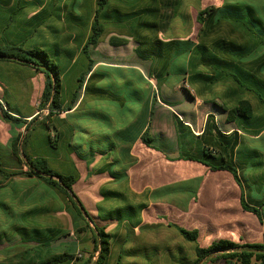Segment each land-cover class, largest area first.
Segmentation results:
<instances>
[{"label": "crops", "instance_id": "obj_1", "mask_svg": "<svg viewBox=\"0 0 264 264\" xmlns=\"http://www.w3.org/2000/svg\"><path fill=\"white\" fill-rule=\"evenodd\" d=\"M38 1L39 5H30L24 10V16L29 20L37 18L46 8V0ZM59 2L62 5L60 13L64 14L69 10V2L67 0ZM225 2L231 1L214 0L212 5L222 6ZM186 4L187 2H183L179 7V0L175 14L169 7V22L166 30L160 33L162 37L170 29L175 16L181 24L176 23L174 26L180 27L181 30L189 28V22L184 14ZM262 5L264 9V3ZM258 12L261 14V11ZM11 16L12 14H9L10 19ZM56 19L58 20V17ZM37 27V31L48 34L46 26L43 27V21ZM57 27L60 29L57 34L62 36L66 28L63 17L58 21ZM172 38L190 37L164 39ZM129 39L136 49V41ZM94 50L96 49L92 48V55L95 58ZM137 56L149 61L148 74L142 70V64L139 63L112 61L104 63L95 58V67L110 65L140 69L152 85L148 98L149 105L152 106V115H148L142 123L140 107L135 102L132 107L133 114L123 111L126 114V122L120 125L115 122L110 128L95 127L89 120L83 121L84 118L76 121L73 119L78 129L81 128L87 133L94 132L92 138L97 136L96 130H105L106 133L103 131L105 141H93L90 146L102 150L97 149L95 155L82 158L73 151L67 156L60 147L52 156L56 169H59L62 163L71 164L70 169L76 168L79 180L74 184L73 192L83 205L84 201L92 205L88 209L84 205V215L94 218L96 225L104 227L105 232L111 235L110 253L105 264H197L198 246L208 247L220 240L238 244L263 243L264 218L261 219L255 212L245 209L242 201L244 193L246 201L251 205L257 206L255 203L260 202L250 195L244 183L247 173L264 172L263 152L258 153L260 156L258 161H262L261 164L247 163L244 168V187L230 171L213 170L202 160L180 155L184 153L185 156L199 157L200 151L206 145L205 141H210L211 137L212 140L216 139V130L212 134L210 129L212 125L208 124L211 117L221 132L231 135L234 130L238 131L239 137L245 141L246 156H249L251 145L264 136V129L259 134H254L253 128H239L236 123L227 122L223 110L216 104L207 102L210 99L218 100L216 96H212L218 93L216 90L203 96L197 94L191 87L194 90L189 91L192 93H189L191 99L182 93L183 98L179 102H174L164 94L160 96L159 90L163 92L167 80L162 88H159L157 78L151 74V60L143 59L138 54ZM31 70L23 73L29 75L32 73ZM37 75L38 78L46 79L42 72L37 71ZM22 77V82L26 81L24 78H28L32 84L31 76ZM136 78L134 76V80ZM42 92L43 90L39 98ZM153 92L158 95L154 104ZM30 97L33 109L27 111L22 109V115L28 120L39 112V105L38 109L35 108L36 96ZM185 99L189 102L187 107L184 105ZM0 101L5 105L2 98ZM107 101L101 103L96 102L94 98H88L86 104L104 107ZM80 103L81 99L72 110L60 114L59 117L74 115L80 108L78 107ZM197 105L200 107H196ZM84 108L89 109L87 105H84ZM89 118L94 119L93 116ZM177 119L181 120L182 124H178ZM55 120L59 121L58 118ZM70 122L73 124L72 120ZM56 124L60 128L61 124L59 122ZM146 128L152 138L150 143L142 139ZM24 132V123L7 121L0 109L1 160L3 149H7L8 155L16 159L12 145ZM77 132L78 130L66 141L87 151L88 145L78 143L77 137H83L82 131L79 132V136ZM184 149L196 151V154L184 152ZM2 164L7 170L17 169L14 165L4 166L3 162ZM12 185L21 187L15 190L12 189ZM81 195H84L86 200L82 199ZM102 203H105L104 207H101ZM258 205L260 211L264 212V205ZM0 206L15 217L11 219L7 215L6 219L5 211L0 210V264H41L59 255H67L73 259L69 258V261L58 264H73L78 256L87 259L92 255V261L97 259L99 251L94 252L97 244L94 223L86 226L85 216L78 213L77 206L72 204L70 198L61 190L47 184L45 180L25 175L9 178L0 176ZM181 229L197 231L198 239L196 241L186 239ZM219 256L220 254L215 253L198 264H227ZM252 264L260 262L253 261Z\"/></svg>", "mask_w": 264, "mask_h": 264}, {"label": "trees", "instance_id": "obj_2", "mask_svg": "<svg viewBox=\"0 0 264 264\" xmlns=\"http://www.w3.org/2000/svg\"><path fill=\"white\" fill-rule=\"evenodd\" d=\"M67 1L69 10L64 14H57V21H61L63 17L66 23L64 34H57L59 28L53 30L56 39L49 37L48 45L26 47L21 41L9 44L0 42V62H16L42 72L46 77L39 112L30 120L22 115L21 108H12L8 102L4 105L0 101L2 115L7 121L25 124V132L12 145L13 155L19 166L15 170L5 169L0 152V176L39 177L61 190L77 206L78 213L84 215L85 207L73 192L79 173L75 167L70 169L71 164L68 163H62L56 169L52 156L60 147L67 156L73 151L82 158L95 155L97 149L102 150L89 147L85 151L83 147L66 141L78 130L74 120L104 115L105 106L88 105V98L101 103L109 99L119 100L123 108L128 106V110L124 111H133V103L136 102L140 107L142 123L153 113L148 100L152 85L140 69L110 65L95 67L96 59L92 55V48H96L101 38L110 32L126 33L129 30L127 23L130 25L128 35L135 38L137 43V54L143 59L151 60V74L157 78L159 88L172 78L184 80L197 94L203 96L216 90L218 93L212 96H216L218 100L210 99L207 102H212L223 110L227 122H234L239 128H253L254 134H259L264 129V18L254 5L231 1L222 6H206L197 14V21L202 26L196 40H166L160 33L167 28L169 7L175 14L179 0ZM66 6L68 7V3ZM114 16L123 19L117 20ZM124 40L126 41L125 38ZM143 44L152 48L155 44L156 48L151 56L144 52ZM134 76L137 77L135 80ZM157 96L153 92V104L157 101ZM80 99V108L74 115L59 117L72 110ZM84 105L89 109L85 110ZM16 108L19 110H14ZM56 122L61 124L62 129ZM177 123L182 124V121L177 119ZM208 124L212 125V134L216 130V139L212 140L211 137L210 141H205L206 145L199 157L185 156L184 153L180 156L202 160L213 170H228L244 187L243 174L247 163L255 165L262 161L252 163L242 160L246 146L237 130L231 135L221 132L213 117L209 118ZM208 133L207 131L206 136ZM40 139L44 142L43 145L38 143ZM142 139L147 143L152 140L147 128ZM242 201L245 209L264 218V212L260 211L258 205H264V201L256 202L257 206L251 205L246 201L244 193ZM84 220L86 226L91 223L95 225L97 244L94 252L99 251V254L95 261H92V255L87 259L78 256L73 264H105L110 253L111 235L105 232L104 227L96 225L94 218L89 215ZM181 232L190 241L198 239L197 231L181 229ZM196 251L197 264L215 253L220 254L219 258L224 259L227 264H252L253 261L264 264V242L238 244L220 240L208 247L198 246ZM69 258L73 259L67 255L54 256L41 264L63 263L69 261Z\"/></svg>", "mask_w": 264, "mask_h": 264}, {"label": "rangeland", "instance_id": "obj_3", "mask_svg": "<svg viewBox=\"0 0 264 264\" xmlns=\"http://www.w3.org/2000/svg\"><path fill=\"white\" fill-rule=\"evenodd\" d=\"M60 0H46V8L45 10L41 11L39 16L37 18H34L33 20H29L24 16V10L29 7L30 5H39L38 0H12V3H10V0H0V42L6 44V43H16L18 41L24 42L26 47H32V45H48L49 37L51 39H56L55 35L53 33V30H55L58 24L57 21V14L60 13L61 10V4L59 2ZM214 0H180V5L183 2H187V4L184 7V14L186 16L189 28L185 30H181L180 27L174 26L176 23L181 24L179 20H177V16L173 18L171 27L168 31H166L163 34L164 38H170V37H190L192 39H196V36L198 34V31L200 29V24L198 23L196 16L198 11L203 9L206 6L212 5ZM233 2H245V3H251L255 5L259 11H261L260 15L264 17V9L262 8L264 3V0H229ZM9 14H12V19H10ZM114 19L122 20L123 18H117L114 16ZM43 21V27L46 26V29L49 30V33L47 35H44L42 31L38 30V24H42ZM124 21V20H123ZM130 22V21H129ZM174 24V25H173ZM128 26V29L130 30V25L128 23L126 24ZM36 30V31H35ZM129 30L126 33L123 32H110L107 35H104L96 50H94L93 54L97 61H102L105 63V61H112L116 63H139L142 64L141 68L142 70L148 74L149 72V61H144L140 59L135 50V45L132 44L129 38L135 41V38L128 35ZM38 32V33H37ZM126 39V41L124 40ZM120 40V42L118 41ZM6 42V43H5ZM153 48L150 45L143 44L142 49L144 52H146L148 55L151 56V53L155 50V44H153ZM147 55V56H148ZM149 56V57H150ZM28 67H22L21 64L16 62H0V98H2L5 102H8L9 105L12 108L18 107L21 108L22 111H27L30 109H33V107L30 105L32 100L30 96H36L35 99V108L38 109L39 105V96L40 92L43 90L44 87V81L45 78H38L37 70L30 69ZM32 71L31 74L23 73L25 71ZM31 76L33 78L32 84L31 80L28 78H24L26 81L22 79V76ZM44 77V76H43ZM31 84V85H29ZM168 84V85H167ZM167 84H164L163 86V92L161 89L159 90L160 96L163 94L172 99L174 102L182 101L183 98L182 93H185L188 97V99H191V95L188 92L194 91L191 89L190 85L185 82L184 80H176L169 78L167 80ZM31 87H33L31 89ZM187 89V90H186ZM156 90V89H155ZM162 92V94H161ZM32 94V95H30ZM192 94V93H191ZM134 96V94H133ZM40 99V98H39ZM184 102L187 107L189 105V102L187 99ZM131 102V101H128ZM196 105L195 103H192V105ZM182 107V106H181ZM200 107V106H196ZM207 107V106H203ZM18 108L14 109L17 110ZM124 109L128 110V106L123 108V104L119 100L109 99L107 101V105H105V113L104 115L100 117H96L94 119H90L89 117L82 119L85 121L86 119L89 120L95 127L105 126V128H110V126L113 123L117 124H123L126 122L127 118L125 117L126 114L123 112ZM19 110V109H18ZM44 113V112H42ZM110 114V117H108V114ZM128 113L133 114V111H129ZM105 117V118H104ZM114 117V120H113ZM100 120H96V119ZM113 129H111L112 131ZM82 131L83 137H77L78 143L83 145L91 146V143L93 141L101 142V140L105 141V130L98 129L96 130L97 136L95 138H92L91 135L94 134V132L89 131L87 133L85 130H82L81 128L78 129V136L79 132ZM103 131L105 133H103ZM87 136V137H86ZM184 140V139H183ZM39 144L42 143L41 139L38 141ZM183 148V147H182ZM188 151V152H187ZM263 152L264 154V136L260 137L259 140H257L253 145H251V149L249 151V156H246L242 159L251 160V161H258L260 156H258L257 152ZM184 152L196 154L195 152H191L188 149H184ZM3 158L2 162L4 163V166L14 165L19 166V163L17 159L11 157L8 155L7 149L2 150ZM264 159V156H263ZM245 187L249 191L250 195L258 199L259 201H264V172H256V173H247L245 178ZM20 185H12V189H18L20 188ZM105 191V190H103ZM101 192V190H100ZM29 196V195H28ZM28 196H26L28 198ZM82 199H84V195H81ZM14 197H12L13 199ZM33 198V197H29ZM86 200V199H84ZM101 207H104L105 203H102ZM85 207L88 209L90 206H92L87 201H84ZM14 208H12V211ZM1 211H5V217L7 219V215L9 218L14 219V215L12 213L8 214V211L6 209L2 208L0 206ZM33 214V213H31Z\"/></svg>", "mask_w": 264, "mask_h": 264}]
</instances>
